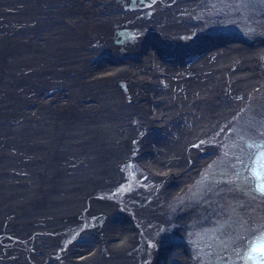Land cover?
Masks as SVG:
<instances>
[{"label":"bare ground","instance_id":"6f19581e","mask_svg":"<svg viewBox=\"0 0 264 264\" xmlns=\"http://www.w3.org/2000/svg\"><path fill=\"white\" fill-rule=\"evenodd\" d=\"M136 1L0 0V264H239L264 225V0Z\"/></svg>","mask_w":264,"mask_h":264},{"label":"water","instance_id":"95a60500","mask_svg":"<svg viewBox=\"0 0 264 264\" xmlns=\"http://www.w3.org/2000/svg\"><path fill=\"white\" fill-rule=\"evenodd\" d=\"M116 1H119V0H116ZM132 1V0H131ZM139 2V3H138ZM149 3H151L150 1H148V0H137L136 2H132V5H146V4H149ZM127 4H124V6H126ZM132 5H127V6H132ZM255 13V15L259 18L260 17V15H262V14H264L262 11H257V12H254ZM190 18H192V16H190ZM215 28H218L216 25H215ZM123 31H125L124 30V27L123 28H119V29H117L116 30V32H117V34L116 35H118V36H120V38H121V33L123 32ZM203 33V32H202ZM202 33H201V35H202ZM200 35V36H201ZM209 37H205V39L204 40H207ZM149 39V38H148ZM148 39H146L144 42L142 41L143 39H141V40H139L138 41V43L136 44V45H134V48L138 51L137 53H140V54H142L143 53V50H141L140 49V46L142 47V49H144L145 47H146V45H147V43H148ZM203 40V41H204ZM150 41V40H149ZM199 43V42H198ZM149 44V43H148ZM138 45V46H137ZM195 54V52L193 51V55ZM166 54L165 53H163V58H165V59H178V60H180V59H185L186 57H187V55H189L188 56V58L189 57H191V55L192 54H186V53H183V52H173V54H170L169 56H165ZM192 55V56H193ZM135 57H139V55H136ZM116 85H117V87L119 88V90L121 91V93H122V97H123V101L124 102H128V101H130L131 99H132V93H131V91L129 90V88H128V83H127V81L126 80H117L116 81ZM37 108H35L34 110H35V112H37V109H38V105L36 106ZM18 109V108H17ZM21 111V110H20ZM36 115H38V113H36ZM36 115L32 118V122H31V124L33 123V122H36L37 120H36ZM30 116H27V118H29ZM21 119V118H20ZM20 119L19 120H17V121H13V122H11V123H9V124H21V123H19L20 122ZM28 124V123H27ZM153 128L152 127H150V126H145V129H144V132L142 133V138L140 137V139H142V151L140 152V153H146V152H149V147L146 145V143L148 142V139H147V137L148 136H150L149 135V133H150V130H152ZM125 165H126V163H123L121 166L122 167H125ZM101 215H98V216H96L97 218H96V221L98 220V218L100 217ZM95 221V222H96Z\"/></svg>","mask_w":264,"mask_h":264},{"label":"snow or ice","instance_id":"6c2138e0","mask_svg":"<svg viewBox=\"0 0 264 264\" xmlns=\"http://www.w3.org/2000/svg\"><path fill=\"white\" fill-rule=\"evenodd\" d=\"M257 190L260 191L261 193H264V185H261L260 187H258Z\"/></svg>","mask_w":264,"mask_h":264},{"label":"rangeland","instance_id":"374dc122","mask_svg":"<svg viewBox=\"0 0 264 264\" xmlns=\"http://www.w3.org/2000/svg\"><path fill=\"white\" fill-rule=\"evenodd\" d=\"M200 37V36H199ZM147 38H143V42L146 40ZM197 42H200V40L198 39ZM179 53V52H178Z\"/></svg>","mask_w":264,"mask_h":264}]
</instances>
